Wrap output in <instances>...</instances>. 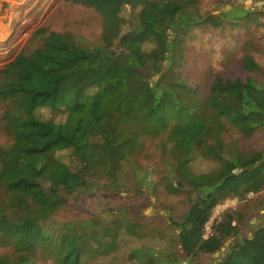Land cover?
I'll return each instance as SVG.
<instances>
[{
    "label": "trees",
    "instance_id": "obj_1",
    "mask_svg": "<svg viewBox=\"0 0 264 264\" xmlns=\"http://www.w3.org/2000/svg\"><path fill=\"white\" fill-rule=\"evenodd\" d=\"M111 1L140 9L142 22L106 13L99 45L86 47L70 39L52 48L47 39L43 47L24 49L0 71V132L10 140L0 143V231L16 247L17 257L24 253L14 260L0 256V264H33L39 248L53 251L61 264H86V252L101 254L103 243L89 247L99 239L91 223L84 224L87 230L55 239L46 221L67 204L70 192L94 195L106 187L120 193L129 164L137 179L134 156L143 136L169 133L171 172L191 188L189 212L170 220L181 231L188 255L214 254L236 234L235 214L226 213L213 225L212 235L202 239L218 205L264 191V150L245 153L225 138L228 130L251 137L264 126V86L257 76L263 68L255 57L247 53L242 58L245 79L218 78L205 99L171 70L192 31L220 29L232 15L251 17L253 12L234 7L202 15L196 0ZM158 74L156 83L149 81ZM43 110L52 115L42 118ZM65 152L76 169L61 160ZM198 153L216 168L192 173L190 162ZM170 184L169 193L184 189L181 180ZM129 187L125 190H135L133 183ZM104 231L112 239L103 250L106 255L117 250V243L112 228Z\"/></svg>",
    "mask_w": 264,
    "mask_h": 264
},
{
    "label": "rangeland",
    "instance_id": "obj_2",
    "mask_svg": "<svg viewBox=\"0 0 264 264\" xmlns=\"http://www.w3.org/2000/svg\"><path fill=\"white\" fill-rule=\"evenodd\" d=\"M196 5L202 15H219L234 7L251 10L253 15L236 13L230 20L236 25L230 23L220 29L203 26L192 31L181 52L173 59L171 70L180 74L188 87L197 92V98L205 99L216 79H245L248 74L242 69V58L249 53L263 68L257 76L264 86V0H196ZM139 12L140 9L121 6L111 0H0V71L24 49L33 51L43 47L47 39L52 48L54 44L70 39L78 45L97 46L101 43L106 13H115L129 23L134 18L139 23L142 22ZM37 32L39 35L34 36ZM159 76H151L149 81L156 83ZM199 99L195 100L201 101ZM3 112L4 106L0 103V121ZM51 115L48 110L40 112L42 118ZM60 118L56 116L57 120ZM181 129L179 134L184 130ZM227 135L225 138L245 153L264 150V126L251 137H243L231 130ZM168 136L165 132L141 138L142 149L134 156L138 166L137 179L131 176L129 164L124 171V189L120 193L106 187L94 195L84 191L68 193L67 204L46 221L48 235L56 239L61 234L87 230L84 224L91 223L99 233V239H92L89 247H99L103 243L102 247L107 249L112 239L105 237L104 228H112L117 250L106 255L104 249L101 254L88 251L84 256L86 264H159L160 260L174 264H264V191L249 193L243 198H229L214 209L203 240L212 235L213 225L226 213L235 214L234 225L237 227L236 234L217 252L198 256L186 253L179 238L181 231L170 220L179 221L189 212L191 188L183 178L171 172L174 158L169 152ZM0 143H10L2 132ZM59 156L76 169L77 163L68 152ZM215 168L216 164L200 153L193 155L190 162L191 172L196 175ZM129 177L133 179L129 180ZM180 180L184 189L169 193L166 188L170 183L176 184ZM131 183L135 190L126 191L132 188L129 187ZM136 183L138 186L135 187ZM132 227L133 231H130ZM140 250L139 255L135 253ZM22 254L19 253V257L24 258ZM0 256L19 258L16 247L1 231ZM31 260L33 264H61L53 251L42 248Z\"/></svg>",
    "mask_w": 264,
    "mask_h": 264
},
{
    "label": "bare ground",
    "instance_id": "obj_3",
    "mask_svg": "<svg viewBox=\"0 0 264 264\" xmlns=\"http://www.w3.org/2000/svg\"><path fill=\"white\" fill-rule=\"evenodd\" d=\"M34 3V1L32 2V4ZM36 6V5H35Z\"/></svg>",
    "mask_w": 264,
    "mask_h": 264
}]
</instances>
